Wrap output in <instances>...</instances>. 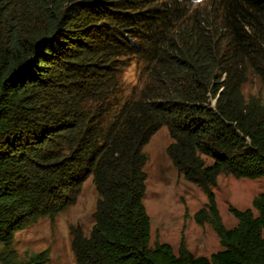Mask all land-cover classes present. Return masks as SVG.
I'll return each mask as SVG.
<instances>
[{
    "label": "trees",
    "instance_id": "16d2710c",
    "mask_svg": "<svg viewBox=\"0 0 264 264\" xmlns=\"http://www.w3.org/2000/svg\"><path fill=\"white\" fill-rule=\"evenodd\" d=\"M249 79L264 89V0H0V264H47L48 251L20 258L15 236L88 180L97 201L89 233L70 230L75 264H264V193L226 229L212 192L221 175L264 180ZM162 128L206 198L194 220L218 239L208 259L150 246L142 149Z\"/></svg>",
    "mask_w": 264,
    "mask_h": 264
},
{
    "label": "rangeland",
    "instance_id": "374dc122",
    "mask_svg": "<svg viewBox=\"0 0 264 264\" xmlns=\"http://www.w3.org/2000/svg\"><path fill=\"white\" fill-rule=\"evenodd\" d=\"M212 0H195L199 6ZM138 69L129 67L123 81L137 84ZM245 96H254L264 104V89L254 79L243 87ZM170 138L165 128L156 132L143 147L146 175L143 205L150 221V246L166 244L176 254L181 244L195 257L210 258L220 250L218 239L209 225L199 226L194 215L204 208L206 198L199 188L185 182L166 155ZM216 206L226 229L236 226L230 209L251 210L254 198L264 193V180H236L221 175L213 189ZM97 194L90 180L82 187L77 202L53 221L40 219L17 233L14 250L20 258L48 251L47 264H75L71 251L70 230L79 228L87 235L93 225L92 214Z\"/></svg>",
    "mask_w": 264,
    "mask_h": 264
}]
</instances>
